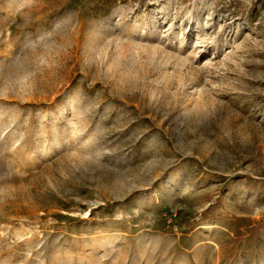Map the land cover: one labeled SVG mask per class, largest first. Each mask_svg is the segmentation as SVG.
Segmentation results:
<instances>
[{
  "label": "rangeland",
  "instance_id": "rangeland-1",
  "mask_svg": "<svg viewBox=\"0 0 264 264\" xmlns=\"http://www.w3.org/2000/svg\"><path fill=\"white\" fill-rule=\"evenodd\" d=\"M0 264H264V0H0Z\"/></svg>",
  "mask_w": 264,
  "mask_h": 264
},
{
  "label": "trees",
  "instance_id": "trees-1",
  "mask_svg": "<svg viewBox=\"0 0 264 264\" xmlns=\"http://www.w3.org/2000/svg\"><path fill=\"white\" fill-rule=\"evenodd\" d=\"M168 212V211H167Z\"/></svg>",
  "mask_w": 264,
  "mask_h": 264
}]
</instances>
